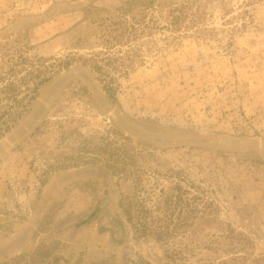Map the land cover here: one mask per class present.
<instances>
[{
    "label": "rangeland",
    "instance_id": "rangeland-1",
    "mask_svg": "<svg viewBox=\"0 0 264 264\" xmlns=\"http://www.w3.org/2000/svg\"><path fill=\"white\" fill-rule=\"evenodd\" d=\"M0 264H264V0H0Z\"/></svg>",
    "mask_w": 264,
    "mask_h": 264
},
{
    "label": "trees",
    "instance_id": "trees-1",
    "mask_svg": "<svg viewBox=\"0 0 264 264\" xmlns=\"http://www.w3.org/2000/svg\"><path fill=\"white\" fill-rule=\"evenodd\" d=\"M132 1H133V0H132ZM134 1H135V0H134ZM130 3H131V2H129L128 4H130ZM88 13H89V11L86 12L85 15H87ZM48 81H49V80L46 79V80H42V81L38 82V84H36L35 88H33L31 91H32V92L36 91V87H37V86H39V85H43V84L47 83ZM8 88H12V84H9V85L6 87V89H8Z\"/></svg>",
    "mask_w": 264,
    "mask_h": 264
}]
</instances>
